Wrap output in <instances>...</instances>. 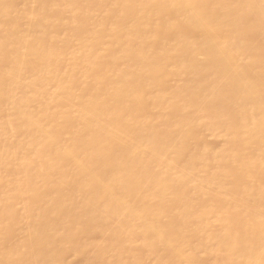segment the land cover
Returning a JSON list of instances; mask_svg holds the SVG:
<instances>
[{
	"label": "bare ground",
	"instance_id": "6f19581e",
	"mask_svg": "<svg viewBox=\"0 0 264 264\" xmlns=\"http://www.w3.org/2000/svg\"><path fill=\"white\" fill-rule=\"evenodd\" d=\"M0 264H264V0H0Z\"/></svg>",
	"mask_w": 264,
	"mask_h": 264
}]
</instances>
